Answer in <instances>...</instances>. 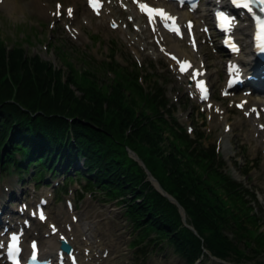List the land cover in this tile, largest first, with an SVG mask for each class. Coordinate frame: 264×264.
<instances>
[{
	"label": "trees",
	"instance_id": "16d2710c",
	"mask_svg": "<svg viewBox=\"0 0 264 264\" xmlns=\"http://www.w3.org/2000/svg\"><path fill=\"white\" fill-rule=\"evenodd\" d=\"M15 45L7 53L0 38V75L8 67L12 79L0 82V169L12 163L23 169L21 162H27L40 176L42 170L56 167L59 158L63 168L78 156L89 185L107 197H121L138 238L147 240L153 233L157 244L166 241L186 264H193L203 249L225 260H255L264 252L262 222L244 198L253 194L216 171L212 147L190 148L191 141L174 131V141L163 143L168 137L157 125L163 122L160 90L153 86L145 93L135 68L131 72L111 66L107 70L113 78L108 80L91 62L86 63L92 67L86 74L63 62L69 75L62 82L64 71L35 55L30 72L23 47ZM102 79L111 84L99 88L96 81ZM69 131L75 145L68 140ZM127 149L145 168L128 157ZM15 152L21 162H16ZM145 169L183 208L196 234L181 223L177 207L149 184ZM241 240L243 247H238Z\"/></svg>",
	"mask_w": 264,
	"mask_h": 264
},
{
	"label": "rangeland",
	"instance_id": "374dc122",
	"mask_svg": "<svg viewBox=\"0 0 264 264\" xmlns=\"http://www.w3.org/2000/svg\"><path fill=\"white\" fill-rule=\"evenodd\" d=\"M29 1L30 0H18L19 3L21 2L22 7L24 9L22 13L20 14L17 13V15L19 14V17H17L18 20L17 18L16 19L11 18L4 11L0 12V38L3 40L4 44H6L7 46V49H6L7 53H8V50L10 49L12 50L13 48H16L15 44H19L21 47H23L24 49L23 57L26 59L25 62L27 63V69L30 72L33 71V63H34L33 56L35 55L39 57V59H42V61L50 63L55 70L61 69L62 71H64V73H61V77H60V80L64 82V80L67 79L69 73L68 71L66 72L63 62L71 63L72 69L76 70L78 74H81L82 72L86 74L88 73L87 70H90L92 68L88 66L86 63L91 62V65L95 67L96 65L93 62H98L97 60H101L105 58L106 53L104 51H101L100 48L96 50V48L98 47V44H86V42H84V38L82 37L79 40L72 41L61 30L52 32V30H50L51 19H46L42 15L39 16L36 12L33 14V9L35 10V7L32 4L30 5ZM36 4L42 7L40 4H38V2H36ZM26 5L27 7H25ZM10 19L12 20L10 21ZM243 31L244 30L242 29L240 37H244L245 33H243ZM98 35L101 40L100 45H103L102 42L106 43L110 39L115 40L118 46V50H117L116 55L114 56V60L119 62L120 65H125L126 63H128L125 60L127 59L125 57H127L128 54L125 52L124 46L121 45L119 41L120 35L117 34L116 31H109L107 28H102V29L98 28ZM48 42H49V45L47 44ZM242 42L243 43L245 42L244 39H242ZM244 50L247 51L246 46H244ZM6 62L8 63V58L6 59ZM210 62H214V60L211 59ZM157 64L159 66L160 63L158 62ZM146 65H149V66H144V68H146L145 72H147V75L143 79L144 85L146 87H150L151 84L148 85L145 83H151L153 77L155 78L159 77V82L165 86L166 96L172 102V107L170 108V111L173 113L174 117L176 118L175 119L176 122L179 125L186 127L190 123V118H191L190 116L192 115V117H194V115L193 113L190 112L189 105L188 104L186 105V103L184 102L180 88L173 83V80L169 78L168 74L166 73L161 74L160 71L162 70L160 69L156 70L150 67V64H146ZM7 68L8 67H6L5 71L0 75V82H2L4 79L8 81L12 80L10 78V73L7 70ZM211 68L216 69L218 74L221 73L219 72L218 67L215 66L214 64L211 66ZM129 71L133 72L134 69L133 70L129 69ZM151 72L153 73L151 74ZM150 75L152 76V78H148V76ZM79 81H82V80L79 79ZM96 84L97 86H99V88H101L102 85L107 86L108 84H111V81L107 82L106 79H102V80L96 81ZM137 84L139 87H141V83L139 79L137 81ZM142 89L146 93L145 88H142ZM108 91L110 92V90ZM103 108H105V106H103ZM158 112L163 122H157V125L159 124L160 126L164 127L165 129L164 135L168 137V141H163V143L167 145L168 142L174 141L173 136H172V131L174 130L172 129L171 126H169L168 122L165 121L163 113L160 112L159 110ZM66 120L70 122L69 120H71V117H66ZM194 127L196 128V124L194 125ZM230 145L232 147L231 141H230ZM178 146L181 148L182 145H178ZM231 147L229 146L228 152H226L222 146L221 151H220L222 156L226 159L229 165L230 173H231V170L232 172L234 170L235 171L239 170L242 164L238 156L236 157V160L239 161V162L237 161L238 164L236 165L233 163L234 159L232 158V155L234 154L235 150L232 149ZM134 155L136 156V154ZM144 155H145V152H144ZM226 155H229L230 157L227 158ZM128 157L134 159V157L130 153H128ZM136 158L140 160L137 156ZM140 162L142 163L141 160ZM2 172L3 173L1 175L3 177H0V196L6 195V189L12 188L13 190L14 189L16 190L18 188V184H16L15 182L17 181L16 173L8 172V171H2ZM258 172H255L254 168L251 169L250 183L253 186L255 183L262 185L261 180H262L263 172H259V173ZM234 173L238 174L237 171ZM49 175L50 173L47 172L46 178ZM55 175L56 174L52 175V180H51L52 182H55L53 179L57 178L55 177ZM152 178H150L149 180L146 177V179H148L149 184L153 187V189H155L162 196H164L170 203L174 204L177 207L178 212L180 214L181 223L185 225L187 228L193 229V227L187 223L188 215L183 210V208L178 204V202L173 197H171L172 196L171 194L166 193V191H164L161 188L158 181L154 177ZM25 179L26 177L24 178V180ZM238 179H240L241 182L244 185H246L247 188H249V184H247L248 182L245 178L240 177L238 174ZM57 180L59 179L57 178ZM23 185L27 186L28 183L23 184ZM38 188H39L38 189L39 192H41L43 188L47 189L44 185H40ZM257 190L255 192H257V197L259 200L258 205L264 209V201L261 198L262 195L259 194ZM93 196L94 198L89 199L92 202V204L90 203L92 207L89 212H92L93 210L94 211L96 210L98 213L100 212L104 213L105 210H112V212H114V215L112 216L110 221H111L112 228H113V234L120 235L118 239L120 244H118V248H116L113 254L119 256V261L121 264H129V261H132V260H134L132 264H169L167 262H170V261L173 262L172 264H186L185 259L182 256L173 252L171 246L167 243H162L158 245V247L156 248L152 245H148L145 243L143 255L138 254L136 251L130 250L128 245L133 240L132 238H133V235L135 234L136 228H134V226L131 224L132 220H130L129 217L126 216V214L120 208L119 206L120 202L119 201L115 202L114 200H112V198L106 199L96 192H93ZM96 200H98V202ZM172 200H174L175 202H173ZM255 211H258V210L256 209ZM248 212L251 213V211H248ZM242 222L243 224H246V222L244 221ZM262 228H264V225ZM225 234L228 238H230V234L227 231H225ZM148 238H154V235H151ZM243 243L244 242L241 240L240 243H237V246L240 245V247H243ZM206 253H209V252L206 251ZM208 255L209 254H204V256H202V258L201 257L198 258V260L194 264H221V263L216 262L214 259H212ZM226 264H264V252H261L260 254H258L255 260H249V259L241 260L240 258H230L226 260Z\"/></svg>",
	"mask_w": 264,
	"mask_h": 264
},
{
	"label": "bare ground",
	"instance_id": "6f19581e",
	"mask_svg": "<svg viewBox=\"0 0 264 264\" xmlns=\"http://www.w3.org/2000/svg\"><path fill=\"white\" fill-rule=\"evenodd\" d=\"M29 4H32L35 7L36 13L39 16H43L46 17L48 16V14L46 13L47 11H45L44 8L38 6L36 4L37 0H30ZM0 7L3 9L4 12H6L11 18L16 19L17 17H19V14L22 13V11L24 10L22 7L21 2L19 3L18 0H2V3L0 5ZM22 7V8H21ZM27 7V5L25 6ZM17 13H19L17 15ZM180 14L184 15L183 12L179 11ZM8 17V18H10ZM50 17V15H49ZM12 19H10L11 21ZM18 20V18H17ZM123 22V21H122ZM15 27V26H14ZM166 46L169 49H174L175 51H177V53L179 54V56H187L185 50H183L182 48H177V45L171 43L170 41L167 42ZM243 60V58H242ZM257 97L254 98H250L248 97L249 102H258L256 101ZM227 150V149H226ZM105 215L106 218H108L109 216H113V212L112 210H107L105 213L100 212L99 216ZM92 215H90L91 217ZM97 216H94L93 218H91L90 220H87L83 223L82 227L79 229V232L81 235H86V241H84L82 244H84L87 247L92 248V261L95 262L97 259L94 258V253L97 252V249H99L101 247V245H104L105 247H112L113 246V241L112 239H109L107 241H105L104 239H106L107 237L110 236L113 237V233H112V224L106 223L105 225H100L97 221H95L94 219ZM87 219V218H86ZM3 221V218H0V222ZM111 223V221H109ZM95 238H99L98 242H92L91 239H95ZM114 238L117 240L119 238V235L116 234L114 236ZM77 238L75 237V240L72 242V244H78L79 241L76 240ZM46 242H52L53 245L55 244V240H53L52 238H49L48 240H46ZM117 244V241L115 242ZM169 264H172L173 262H167Z\"/></svg>",
	"mask_w": 264,
	"mask_h": 264
},
{
	"label": "snow or ice",
	"instance_id": "6c2138e0",
	"mask_svg": "<svg viewBox=\"0 0 264 264\" xmlns=\"http://www.w3.org/2000/svg\"><path fill=\"white\" fill-rule=\"evenodd\" d=\"M90 2L93 4V7L95 8L98 4V0H90ZM253 2V0H232V3L237 4L238 6H242L243 8L248 9L249 12H252V8H251V3ZM261 4H264V0H260ZM141 9H147L149 14L151 15V13L155 12L156 14H160L162 15L164 18L169 19V20H174V17H171L169 15H167L166 13L163 12L162 9H154V8H147L146 5H140ZM261 12H264V7H261L260 9ZM69 15H71V9L68 10ZM226 19V18H225ZM255 21H256V27H257V40L261 42V47L262 49H264V19H261L259 16L255 17ZM171 30L174 32H179V29L177 26L173 25L171 27ZM173 59H175V57H173ZM188 64L187 61L181 63L180 65V71L184 72L186 71V65ZM201 87V92H204V88H203V82H200ZM242 106V105H241ZM43 218V217H42ZM16 237L12 238V244L10 245V251L16 248ZM33 247H35V245H33Z\"/></svg>",
	"mask_w": 264,
	"mask_h": 264
},
{
	"label": "water",
	"instance_id": "95a60500",
	"mask_svg": "<svg viewBox=\"0 0 264 264\" xmlns=\"http://www.w3.org/2000/svg\"><path fill=\"white\" fill-rule=\"evenodd\" d=\"M173 202H175L174 200H172ZM179 209H181V208H179Z\"/></svg>",
	"mask_w": 264,
	"mask_h": 264
}]
</instances>
